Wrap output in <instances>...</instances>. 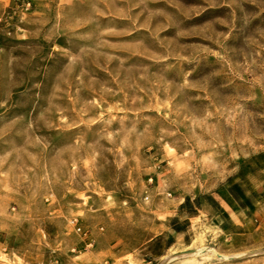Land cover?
<instances>
[{
  "label": "rangeland",
  "instance_id": "obj_1",
  "mask_svg": "<svg viewBox=\"0 0 264 264\" xmlns=\"http://www.w3.org/2000/svg\"><path fill=\"white\" fill-rule=\"evenodd\" d=\"M190 261L264 264V0H0V264Z\"/></svg>",
  "mask_w": 264,
  "mask_h": 264
},
{
  "label": "bare ground",
  "instance_id": "obj_2",
  "mask_svg": "<svg viewBox=\"0 0 264 264\" xmlns=\"http://www.w3.org/2000/svg\"><path fill=\"white\" fill-rule=\"evenodd\" d=\"M196 256L203 257V258H206V259L207 258H217V257H219L218 254L215 251L209 250V249H206V248H200V249L196 250L195 252H192V254L186 255V257H188V258H190V257H192V258L194 257L195 258ZM175 258H177V257H175ZM222 258H224V257H222ZM189 263L191 264V261ZM196 263H197V260H196Z\"/></svg>",
  "mask_w": 264,
  "mask_h": 264
},
{
  "label": "built area",
  "instance_id": "obj_3",
  "mask_svg": "<svg viewBox=\"0 0 264 264\" xmlns=\"http://www.w3.org/2000/svg\"><path fill=\"white\" fill-rule=\"evenodd\" d=\"M152 181L153 180L150 179V182H152ZM72 224L75 226L77 233H79L80 235H82L84 237H87V233L81 227H78L77 221H73Z\"/></svg>",
  "mask_w": 264,
  "mask_h": 264
}]
</instances>
